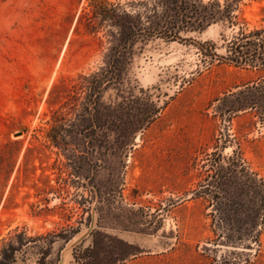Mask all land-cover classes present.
Listing matches in <instances>:
<instances>
[{"label": "rangeland", "instance_id": "374dc122", "mask_svg": "<svg viewBox=\"0 0 264 264\" xmlns=\"http://www.w3.org/2000/svg\"><path fill=\"white\" fill-rule=\"evenodd\" d=\"M105 1L130 0H0V255L11 242L8 264H59L93 225L64 264H264V88L248 90L263 72L212 58L238 26L149 39L125 89L161 109L120 153L70 125L79 75L99 71L121 35ZM234 14L264 29V0ZM64 103L69 125L52 133Z\"/></svg>", "mask_w": 264, "mask_h": 264}, {"label": "trees", "instance_id": "16d2710c", "mask_svg": "<svg viewBox=\"0 0 264 264\" xmlns=\"http://www.w3.org/2000/svg\"><path fill=\"white\" fill-rule=\"evenodd\" d=\"M241 1L130 0L125 3L105 1L107 4L105 9H100L95 4V8L103 11L104 21L110 20L112 25L119 26L121 35L114 43L112 42L110 55L99 71L79 75L80 92L73 95L70 107L71 115H75V121H71L70 125L76 127L77 132L83 133L84 136L90 134L106 135L108 139L111 137L112 140L106 144L120 153L126 152L133 145L137 133L149 127L161 109L144 90H142L144 95L135 97L132 91L125 89L128 67L136 53L143 50L149 39L156 37L169 40L183 39V33L202 31L218 20H227L231 25H237L238 30L226 44L227 55L213 52L212 58L218 57L236 66L254 67L262 71L260 81L248 87V90L264 88V29L248 32L245 25L237 22V15L234 12ZM206 45L211 51L215 49L214 43ZM58 87L55 86L54 90ZM110 88L118 91L115 100L104 99V94ZM81 92H85L84 96ZM64 108L65 103L54 113L52 133H57L59 128L66 130V126L69 125L62 119ZM260 110L264 120V109ZM52 133L50 136L53 142L60 144L57 135ZM257 187L263 189L264 181L260 179ZM256 225L257 212H254L251 226L255 229ZM254 237L258 238V231ZM8 245L11 251L0 255V264L10 263L14 255L16 248L11 242ZM126 254L118 252L116 260H122Z\"/></svg>", "mask_w": 264, "mask_h": 264}, {"label": "water", "instance_id": "95a60500", "mask_svg": "<svg viewBox=\"0 0 264 264\" xmlns=\"http://www.w3.org/2000/svg\"><path fill=\"white\" fill-rule=\"evenodd\" d=\"M93 227V225H92ZM92 227L87 229L84 233H82L80 236H78L74 241H72L69 245H66L65 249L62 252L61 259L59 264L65 263V256L67 253H69L75 246L79 245L81 242L84 241L86 237L90 234Z\"/></svg>", "mask_w": 264, "mask_h": 264}]
</instances>
